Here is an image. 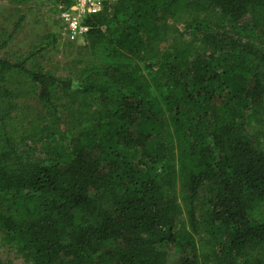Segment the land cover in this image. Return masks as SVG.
<instances>
[{
	"label": "trees",
	"instance_id": "obj_1",
	"mask_svg": "<svg viewBox=\"0 0 264 264\" xmlns=\"http://www.w3.org/2000/svg\"><path fill=\"white\" fill-rule=\"evenodd\" d=\"M83 23L67 77L0 55L22 264H264V0H115Z\"/></svg>",
	"mask_w": 264,
	"mask_h": 264
},
{
	"label": "rangeland",
	"instance_id": "obj_2",
	"mask_svg": "<svg viewBox=\"0 0 264 264\" xmlns=\"http://www.w3.org/2000/svg\"><path fill=\"white\" fill-rule=\"evenodd\" d=\"M115 1V0H114ZM112 1V3L114 2ZM66 5L53 0H0V55L12 62L25 61L28 69L52 73L57 78L79 67L80 50L86 44L85 34L69 33L60 13ZM50 36L52 43L48 44ZM10 38L5 45L4 40ZM16 83V80H12ZM28 104L36 101L28 95ZM199 198L207 199L201 190ZM0 259L11 264H22L23 254L15 244L5 239L0 226Z\"/></svg>",
	"mask_w": 264,
	"mask_h": 264
},
{
	"label": "built area",
	"instance_id": "obj_3",
	"mask_svg": "<svg viewBox=\"0 0 264 264\" xmlns=\"http://www.w3.org/2000/svg\"><path fill=\"white\" fill-rule=\"evenodd\" d=\"M112 1L114 0H72V4L63 9L60 16L70 34L81 36L88 31L83 23L84 16L101 12Z\"/></svg>",
	"mask_w": 264,
	"mask_h": 264
}]
</instances>
